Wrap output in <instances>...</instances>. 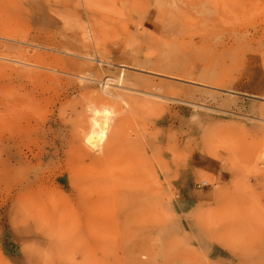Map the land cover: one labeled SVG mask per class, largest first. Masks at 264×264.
Here are the masks:
<instances>
[{
	"label": "rangeland",
	"instance_id": "obj_1",
	"mask_svg": "<svg viewBox=\"0 0 264 264\" xmlns=\"http://www.w3.org/2000/svg\"><path fill=\"white\" fill-rule=\"evenodd\" d=\"M246 216L264 0H0V264H264Z\"/></svg>",
	"mask_w": 264,
	"mask_h": 264
},
{
	"label": "bare ground",
	"instance_id": "obj_2",
	"mask_svg": "<svg viewBox=\"0 0 264 264\" xmlns=\"http://www.w3.org/2000/svg\"><path fill=\"white\" fill-rule=\"evenodd\" d=\"M92 4H98L100 0H90ZM110 78V77H109ZM109 78L105 80V87L107 84H109ZM106 94H108L106 88L104 90ZM111 113L110 109L105 108L103 110H95L93 116H92V123H91V129L87 134L86 141L95 146L97 141L103 139L107 133V127L109 126L108 121L106 117ZM103 114L105 119H102L100 115ZM163 145V144H162ZM107 150L106 152H108ZM53 210V209H52ZM50 217L47 218H53L55 219V214L53 211H50ZM34 217L38 220H43L46 218V216L34 215ZM252 221H255L254 219H251ZM229 232L236 233V234H249V235H255V236H261L264 237V228L259 229H253L252 224L250 221V218L243 217L233 220L232 228Z\"/></svg>",
	"mask_w": 264,
	"mask_h": 264
}]
</instances>
